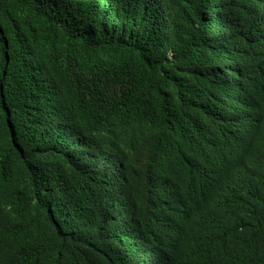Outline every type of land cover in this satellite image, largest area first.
I'll return each instance as SVG.
<instances>
[{
    "label": "trees",
    "instance_id": "16d2710c",
    "mask_svg": "<svg viewBox=\"0 0 264 264\" xmlns=\"http://www.w3.org/2000/svg\"><path fill=\"white\" fill-rule=\"evenodd\" d=\"M164 254L264 264V0H0V264Z\"/></svg>",
    "mask_w": 264,
    "mask_h": 264
},
{
    "label": "clouds",
    "instance_id": "9594fccd",
    "mask_svg": "<svg viewBox=\"0 0 264 264\" xmlns=\"http://www.w3.org/2000/svg\"><path fill=\"white\" fill-rule=\"evenodd\" d=\"M3 74L7 75V70H4ZM248 146L249 142L245 139L241 137H233L228 139L218 148L211 147L206 164L200 166V169L203 171L202 177L211 183H215V171L219 167L229 163L237 153L247 150ZM151 250L135 255L134 259L138 261L148 260L151 255ZM164 258V264H167L165 254Z\"/></svg>",
    "mask_w": 264,
    "mask_h": 264
},
{
    "label": "bare ground",
    "instance_id": "6f19581e",
    "mask_svg": "<svg viewBox=\"0 0 264 264\" xmlns=\"http://www.w3.org/2000/svg\"><path fill=\"white\" fill-rule=\"evenodd\" d=\"M28 246V245H27Z\"/></svg>",
    "mask_w": 264,
    "mask_h": 264
}]
</instances>
